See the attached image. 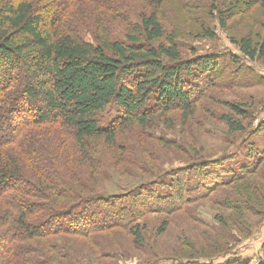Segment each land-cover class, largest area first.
<instances>
[{"label":"rangeland","instance_id":"1","mask_svg":"<svg viewBox=\"0 0 264 264\" xmlns=\"http://www.w3.org/2000/svg\"><path fill=\"white\" fill-rule=\"evenodd\" d=\"M249 1L166 2V35L154 45L168 46L173 40L185 60L212 55L219 61L217 73L204 86H189L200 89L189 119L179 111L170 115L171 124L158 116L147 127L121 134L114 148L89 142V155L72 142L63 151L56 140L48 144L57 151V161L50 159L53 169L72 183L61 187L71 184L82 200L96 195L98 213L134 229H97L101 233L81 264H223L234 256L259 262L264 240V55L252 60L239 43L252 39L263 44L264 1L254 7L246 6ZM107 2L112 4L107 8L111 13L104 11L110 34L124 42L126 18L138 24L154 10L149 0ZM81 6L78 31L96 43L93 19ZM205 31L216 38L204 36ZM230 104L245 115L234 113ZM119 114L115 105L109 106L99 124L109 126ZM224 116L242 122L246 130L232 133ZM128 209L132 213L125 218ZM94 213L81 217L76 228L82 220L94 222ZM136 230L143 235L140 243L134 242Z\"/></svg>","mask_w":264,"mask_h":264},{"label":"trees","instance_id":"2","mask_svg":"<svg viewBox=\"0 0 264 264\" xmlns=\"http://www.w3.org/2000/svg\"><path fill=\"white\" fill-rule=\"evenodd\" d=\"M50 1L0 0V264H81L101 233L97 229L133 232L98 213L96 195L76 196L71 180L53 169L50 159L57 161V151L48 144L57 141L63 151L72 142L89 155V142L114 148L121 134L147 127L158 116L171 124L170 115L179 111L189 119L200 93L189 86H204L219 69L212 55L185 60L173 40L168 46L154 45L166 35L163 8L169 0H149L153 13L138 24L124 16L125 42L110 34L107 0ZM262 1L250 0L246 6ZM81 3L93 19L96 43L78 31ZM204 36L216 38L212 31ZM239 44L252 60L264 55V38L260 46L252 39ZM112 105L119 117L101 126L99 116ZM230 106L245 115L239 106ZM223 121L232 133L246 130L232 116ZM67 181L71 184L61 187ZM128 210L125 218L132 213ZM88 213H94L95 223L82 220L76 228ZM142 239L136 230L134 242ZM258 261L264 264V243ZM223 264L252 261L234 256Z\"/></svg>","mask_w":264,"mask_h":264},{"label":"crops","instance_id":"3","mask_svg":"<svg viewBox=\"0 0 264 264\" xmlns=\"http://www.w3.org/2000/svg\"><path fill=\"white\" fill-rule=\"evenodd\" d=\"M263 243H264V240H263V242H262V245H263ZM262 248V247H261ZM253 264V263H252ZM257 264V263H256Z\"/></svg>","mask_w":264,"mask_h":264}]
</instances>
